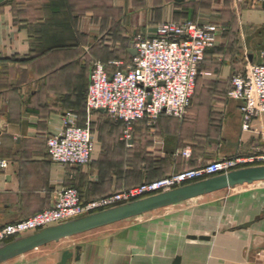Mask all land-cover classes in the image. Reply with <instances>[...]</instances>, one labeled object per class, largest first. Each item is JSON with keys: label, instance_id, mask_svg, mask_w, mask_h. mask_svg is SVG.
Instances as JSON below:
<instances>
[{"label": "crops", "instance_id": "0c3cea01", "mask_svg": "<svg viewBox=\"0 0 264 264\" xmlns=\"http://www.w3.org/2000/svg\"><path fill=\"white\" fill-rule=\"evenodd\" d=\"M263 5L264 0L1 3L0 160L8 168L0 169V228L48 210L64 188L77 189L87 203L212 162L264 153V115L242 132L239 101L227 96L232 76L264 61ZM184 21L219 29L214 47L204 53L190 105L182 119L138 121L127 147L121 122L87 111L90 63L102 62L109 74L114 62L126 69L136 56L137 35L148 38L161 23ZM67 112L77 115L79 125L90 124L95 150L88 166L61 165L48 156L47 140L59 134ZM185 149L188 156L181 155ZM237 187L219 204L207 203L204 197L212 193L195 198L206 200L198 204L115 226L122 221L3 264H264V181ZM65 251L72 255L63 263Z\"/></svg>", "mask_w": 264, "mask_h": 264}, {"label": "built area", "instance_id": "2783aa9c", "mask_svg": "<svg viewBox=\"0 0 264 264\" xmlns=\"http://www.w3.org/2000/svg\"><path fill=\"white\" fill-rule=\"evenodd\" d=\"M218 35L219 29L211 24L161 23L153 36L134 38L136 56L130 67L123 69L121 63L114 62L111 65L116 69L109 74L102 62L92 60L86 93L88 113L105 110L115 121L122 122L121 140L127 147H131L133 126L138 121L154 125L162 115L182 119L190 105L204 53L214 47ZM231 86L227 96L239 101L241 131L249 132L254 119L264 115V61L245 65L242 72L231 77ZM94 150L90 124L79 125L73 112L64 115L59 134L47 140L50 160L61 165L88 166ZM181 155L188 156L189 151L182 150ZM258 165H264V153L212 162L87 203L81 202L77 189L64 188L48 210L0 228V247L71 220ZM7 168L8 162L0 160V169Z\"/></svg>", "mask_w": 264, "mask_h": 264}, {"label": "water", "instance_id": "95a60500", "mask_svg": "<svg viewBox=\"0 0 264 264\" xmlns=\"http://www.w3.org/2000/svg\"><path fill=\"white\" fill-rule=\"evenodd\" d=\"M5 1L7 0H0V4ZM133 51L134 54H136V50L134 49ZM100 111L106 112L105 110ZM262 181H264V165L240 168L228 172L227 174L214 176L168 192L149 196L142 200L91 214L80 219L71 220L64 224L53 226L38 233L23 237L1 247L0 264L6 263L51 243H57L67 238L139 217L158 209L176 205L221 190ZM191 238L195 239V237ZM198 239L204 240L207 238L199 237ZM71 255L69 251H65L62 256L63 263H65Z\"/></svg>", "mask_w": 264, "mask_h": 264}, {"label": "rangeland", "instance_id": "374dc122", "mask_svg": "<svg viewBox=\"0 0 264 264\" xmlns=\"http://www.w3.org/2000/svg\"><path fill=\"white\" fill-rule=\"evenodd\" d=\"M88 111V110H87ZM239 188H235V189H227V190H224V191H219L217 193H214L213 195H209L208 197H204L206 200H207V203H211V204H219V203H222L224 202L225 200H227L228 198L232 197L233 193H235V191H237ZM204 198H200V199H195V200H192V201H188V202H184V203H181V204H178V205H175V207H168L166 209H160V210H156V211H153V212H150V213H147V214H144L142 216H139V217H136V218H132V219H129L127 221H124V223H120L119 225H115V226H121L123 224H131V223H135V222H140V221H143V220H147L149 219L151 216H157L159 214H162L164 212H166L167 210H172L174 208H180V207H185V206H191V205H194V204H198L200 202H202L204 200ZM213 199V200H212ZM204 200V201H206ZM209 200V201H208ZM112 228V227H110ZM104 230V229H103ZM96 233V232H94ZM16 241V240H15ZM14 242V241H13ZM7 245V244H6ZM5 246V245H4ZM3 247V246H2ZM1 248V247H0Z\"/></svg>", "mask_w": 264, "mask_h": 264}, {"label": "trees", "instance_id": "16d2710c", "mask_svg": "<svg viewBox=\"0 0 264 264\" xmlns=\"http://www.w3.org/2000/svg\"><path fill=\"white\" fill-rule=\"evenodd\" d=\"M118 122V121H117ZM122 123V122H121ZM123 124V123H122ZM85 125V124H84ZM84 125H81V126H84ZM123 130H124V124H123ZM143 184H145V183H143Z\"/></svg>", "mask_w": 264, "mask_h": 264}]
</instances>
